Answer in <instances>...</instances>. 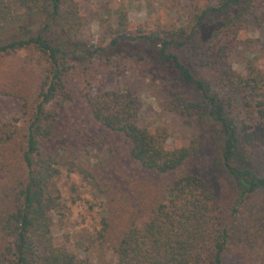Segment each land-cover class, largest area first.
Masks as SVG:
<instances>
[{
    "label": "trees",
    "instance_id": "16d2710c",
    "mask_svg": "<svg viewBox=\"0 0 264 264\" xmlns=\"http://www.w3.org/2000/svg\"><path fill=\"white\" fill-rule=\"evenodd\" d=\"M83 3L0 0V56L36 78L34 97L14 96L21 115L0 117V264H90L54 239L63 168L103 198L112 264H264V67L228 64L261 1L193 4L147 26L120 5L96 45L81 37ZM116 58L163 83L199 133L168 143L139 123L136 91L94 89Z\"/></svg>",
    "mask_w": 264,
    "mask_h": 264
},
{
    "label": "rangeland",
    "instance_id": "374dc122",
    "mask_svg": "<svg viewBox=\"0 0 264 264\" xmlns=\"http://www.w3.org/2000/svg\"><path fill=\"white\" fill-rule=\"evenodd\" d=\"M213 1L215 0H84L85 20L81 37L88 44L96 45L103 19L113 20L114 9L120 5H124L131 21L147 26L156 20L175 24L193 4L204 5ZM260 1L263 6L258 9V17H251L249 20L250 32L246 36L250 43L235 48L228 59L230 67L242 74L247 73L249 65L264 67V0ZM18 54L23 57V53ZM116 59L120 68L117 71L112 68L113 71L99 73L93 84L94 89L99 86L126 87L136 91L141 98L139 123L150 128H164L169 137L168 143H188L199 133L193 119L179 114L167 105L168 93L163 83L139 75L132 60ZM20 67L21 58L15 55L0 56L1 118L21 115L17 109L18 100L14 97L19 94L18 91L19 95L35 96V76L27 67L19 69ZM13 89H16V92ZM14 110L17 113H13ZM93 156L101 158L102 155L98 150H94ZM133 184L136 186L137 180L133 181ZM55 185L61 203L53 225L55 242L66 245L79 258L87 259L90 264H112L115 259L109 242L100 234L104 215L103 198L79 172H70L66 168L55 178Z\"/></svg>",
    "mask_w": 264,
    "mask_h": 264
}]
</instances>
